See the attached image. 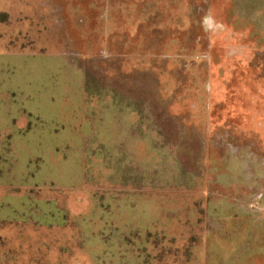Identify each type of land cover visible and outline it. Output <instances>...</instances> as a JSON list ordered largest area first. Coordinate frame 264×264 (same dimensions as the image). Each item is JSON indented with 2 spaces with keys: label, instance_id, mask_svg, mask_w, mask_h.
Returning a JSON list of instances; mask_svg holds the SVG:
<instances>
[{
  "label": "rangeland",
  "instance_id": "rangeland-1",
  "mask_svg": "<svg viewBox=\"0 0 264 264\" xmlns=\"http://www.w3.org/2000/svg\"><path fill=\"white\" fill-rule=\"evenodd\" d=\"M12 78L0 264H264V0H0Z\"/></svg>",
  "mask_w": 264,
  "mask_h": 264
},
{
  "label": "crops",
  "instance_id": "crops-1",
  "mask_svg": "<svg viewBox=\"0 0 264 264\" xmlns=\"http://www.w3.org/2000/svg\"><path fill=\"white\" fill-rule=\"evenodd\" d=\"M18 54H16L17 56ZM15 56L14 54H6L4 58H9ZM19 78H12L7 81H0V85H6L4 90L0 89V140L5 143V139H9L13 134H19L23 136L24 134H44L51 133L54 137L58 130H55V109L56 101L54 97H46L42 94H24L20 93V86H24L27 90L34 91V86H36V81H27L26 83H21ZM21 84V85H20ZM9 87L19 86V89L12 92L8 91ZM36 91V90H35ZM34 91V92H35ZM32 95V96H27ZM48 110L49 114L46 117V121L49 124L50 129H44L46 126V121L42 119V115H45V111ZM42 117H40V116ZM55 138V137H54ZM22 140V139H21ZM34 140L30 141L28 138L24 142L18 145H13L7 147L8 149H38L41 145L40 142ZM38 145L36 146L35 144ZM30 145H33L31 147ZM25 147V148H24Z\"/></svg>",
  "mask_w": 264,
  "mask_h": 264
}]
</instances>
